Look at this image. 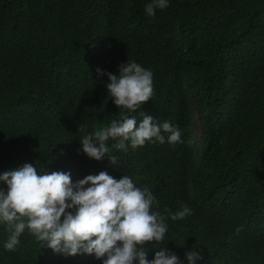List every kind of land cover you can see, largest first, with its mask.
Listing matches in <instances>:
<instances>
[{
	"label": "trees",
	"instance_id": "16d2710c",
	"mask_svg": "<svg viewBox=\"0 0 264 264\" xmlns=\"http://www.w3.org/2000/svg\"><path fill=\"white\" fill-rule=\"evenodd\" d=\"M148 2L0 0V172L28 162L73 182L128 175L168 224L148 259L166 247L182 264L187 250L195 264H264V0H169L151 17ZM127 59L153 73L151 98L131 115L182 135L127 152L109 140L113 165L79 139L120 119L96 69L117 74ZM185 205L191 214L173 220ZM8 234L0 223V264H100L54 253L27 229L5 250Z\"/></svg>",
	"mask_w": 264,
	"mask_h": 264
},
{
	"label": "clouds",
	"instance_id": "9594fccd",
	"mask_svg": "<svg viewBox=\"0 0 264 264\" xmlns=\"http://www.w3.org/2000/svg\"><path fill=\"white\" fill-rule=\"evenodd\" d=\"M168 3L169 0H149L144 12L151 17ZM96 72L107 76V96L118 107L120 119L85 132L79 139V151L97 161L107 154L116 165L109 140L114 141L113 148L124 152L146 142H181V130L168 120L158 122L144 111L139 121L131 115L153 94L150 69L127 59L117 74L99 68ZM78 131H84V126H78ZM154 202L151 190L137 187L128 175L116 179L101 171L73 182L67 171L38 173L33 163L25 162L14 170L0 172V223L9 233L3 247L15 250L27 229L54 253L92 255L100 264H182L166 247L154 250L148 259V245L163 242L168 231L164 216L152 210ZM190 214L191 209L185 205L170 215L175 220ZM185 258L187 264H195L198 251L187 250Z\"/></svg>",
	"mask_w": 264,
	"mask_h": 264
}]
</instances>
